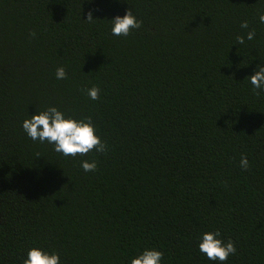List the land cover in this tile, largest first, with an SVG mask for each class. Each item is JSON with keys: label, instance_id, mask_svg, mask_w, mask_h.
I'll list each match as a JSON object with an SVG mask.
<instances>
[{"label": "trees", "instance_id": "obj_1", "mask_svg": "<svg viewBox=\"0 0 264 264\" xmlns=\"http://www.w3.org/2000/svg\"><path fill=\"white\" fill-rule=\"evenodd\" d=\"M128 9L141 27L113 35ZM261 12L264 0H0V264L34 247L61 264L145 249L161 264H264V91L249 79L264 66ZM50 106L91 117L106 151L66 157L28 137L22 122ZM216 231L236 247L224 262L199 251Z\"/></svg>", "mask_w": 264, "mask_h": 264}, {"label": "clouds", "instance_id": "obj_2", "mask_svg": "<svg viewBox=\"0 0 264 264\" xmlns=\"http://www.w3.org/2000/svg\"><path fill=\"white\" fill-rule=\"evenodd\" d=\"M86 20L88 22L95 21L92 11L87 13ZM259 20L264 23V12L260 13ZM110 21L112 23L111 32L115 36H128L132 29L141 27V21L136 19L130 9L122 17L116 16ZM240 27L241 29H247V21L241 22ZM30 35L35 36V33L30 32ZM245 36L248 40H252L255 31H248L244 36L238 35L236 43L243 44ZM55 76L57 79H65L67 74L64 67H58ZM249 79L253 89L260 90L256 91L255 94L260 95V92L264 91V66L259 67ZM87 94L92 100H98L100 89L93 86L87 90ZM22 128L32 140H39L42 143L47 141L49 144L54 145V151L62 153L66 157L84 156L93 150L99 153L106 151V144L96 135L91 117L83 120L66 118L65 114L54 106L31 115L30 119H25L22 122ZM240 166L243 169L249 168L247 157H241ZM81 167L85 172H94L97 169V164L95 160L92 162L82 161ZM219 236V231L204 233L198 247L199 251L205 254L209 260L224 262L230 255L236 253V247L233 241L229 240L224 243L218 238ZM162 258L163 253L161 251L145 249L141 254L132 258L130 264H161ZM23 264H61V262L58 254H49L34 247L28 251Z\"/></svg>", "mask_w": 264, "mask_h": 264}]
</instances>
